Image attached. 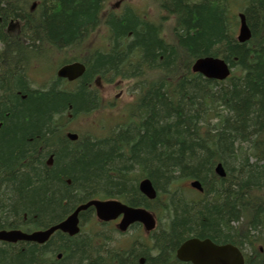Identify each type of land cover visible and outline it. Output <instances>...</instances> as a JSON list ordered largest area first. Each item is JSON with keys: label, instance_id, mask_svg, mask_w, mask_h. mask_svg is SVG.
Returning a JSON list of instances; mask_svg holds the SVG:
<instances>
[{"label": "trees", "instance_id": "1", "mask_svg": "<svg viewBox=\"0 0 264 264\" xmlns=\"http://www.w3.org/2000/svg\"><path fill=\"white\" fill-rule=\"evenodd\" d=\"M166 2L176 18L169 44L127 11L108 21L109 54H96L74 85L53 77L38 91L27 85L26 55L84 48L104 26L105 0H0V228L23 217L45 227L91 199L142 207L158 220L156 257L143 246L122 258L84 237L57 236L48 247L64 254L59 264H183L172 253L190 238L233 245L244 264H264V0ZM239 12L251 32L245 43L236 39ZM204 57L224 60L229 78L193 74ZM107 73L133 81L125 122L70 142L66 123L99 109L94 79ZM144 178L153 201L138 190ZM187 180L201 184L196 197L180 189ZM0 264L46 263L30 245L0 249Z\"/></svg>", "mask_w": 264, "mask_h": 264}, {"label": "flooded vegetation", "instance_id": "2", "mask_svg": "<svg viewBox=\"0 0 264 264\" xmlns=\"http://www.w3.org/2000/svg\"><path fill=\"white\" fill-rule=\"evenodd\" d=\"M183 2L187 3V0H182ZM159 3V8H160V18L162 21H164L169 13V3H164V0H158ZM129 11L136 19H138L141 22L147 23L154 25L157 29L159 28V32L157 35V38L162 40L165 44H169V36L165 33V30H162L163 24L159 23L157 24V20H152L149 16L148 13L144 11L143 7L140 8H134L131 6L130 3L125 2V0H117L116 3L113 5L109 4L106 0L104 3V9L102 13V18H103V24H104V34H102L100 37L95 36V40L99 41V45H94L91 46L88 49L87 54H83L80 58L74 59L72 61L64 59V63L61 64V66L72 64V63H79L83 65L84 70H88L90 61L93 59V57L96 54H102V55H107L111 52L113 49L112 46V36L109 34L111 31L110 26L108 25V21L111 19H120L124 16L125 13ZM158 17L157 13L153 14V18L156 19ZM159 20V21H161ZM92 35L89 36L91 38ZM131 35L127 36V40L131 41ZM88 38V39H89ZM100 38V40H99ZM87 39V40H88ZM124 40H126L124 38ZM125 43V42H123ZM24 45H28L27 43ZM121 47L125 44L120 43ZM73 50V49H72ZM71 50V51H72ZM74 52V51H73ZM87 52V51H86ZM27 58V63L24 68L26 70V78L29 81L27 84L28 87L34 90L42 91L43 88H45V85L47 84H39L33 80V78L30 77V73L35 70L40 72L39 70H58L56 68H51V69H41L39 67V62L43 61L44 59L47 58V55L43 53V57H35L32 56V54L26 55ZM61 61H63L61 59ZM143 70V69H141ZM42 73V72H41ZM58 79V78H57ZM62 80V79H59ZM67 84H72L74 85L77 81L74 82H67L66 80H62ZM117 83L119 85L118 81L116 79H109L108 73L101 75V76H96L94 79V90L96 94V99L98 103L99 109L96 111H109V109H116L118 108L119 104L118 102L122 98V90L118 89L117 85H113L112 83ZM120 82V81H119ZM117 87V88H116ZM112 89L111 91H107L108 89ZM106 90V91H105ZM94 110V112H96ZM93 113V110H92ZM70 116H68L69 118ZM72 121V118H69L68 123ZM105 200V199H102ZM74 208L68 212L62 219L59 221H56L53 224L47 225L45 227H39L31 223H27L25 217L22 218L21 222L18 223L17 225L14 226H5L4 228H0V231H21L26 234H32L35 232L39 231H46L50 229L51 227L57 225L61 221H63L72 211ZM88 211V212H87ZM86 212L88 213L84 219H82V213L79 216V225H80V232L76 235L70 236L66 233H63L59 230L53 232L45 241L44 243H36V242H26V241H18L16 243H8V242H0V249H5V248H13V249H18L22 247H29L30 245H33L38 252H40V258L41 261L46 263V264H59L60 261L63 259L64 254L55 252L53 249H50L48 247V244H50L54 238L57 236H61L62 238H67V239H74L77 237H84L87 239L89 242V245L92 247V244L97 245L98 247L102 248V251L107 253V254H114L122 258H126L129 256L133 248H137L140 246H143V248H148L151 251V257H156L159 254L158 249L153 248L154 247V241L157 233V229L151 232H146L142 225L139 223H134L130 225L126 231L120 232L117 229V224L119 223L121 217H119L115 221H110V222H103L99 221L95 218V212L94 209H88ZM85 213V212H84ZM157 224V222H156ZM112 234H118L124 239L122 242L115 240L112 238ZM129 234V235H128ZM128 235V236H127ZM127 236V237H125ZM183 243V242H182ZM181 243V244H182ZM180 244V245H181ZM47 245V247H46ZM180 245L175 248L174 252L172 253V256L176 259V250L180 247ZM47 248V249H46ZM53 250V251H52ZM177 260V259H176ZM178 261V260H177ZM144 259L140 258L138 260V264H143ZM180 262V261H178ZM183 263V262H180ZM183 264H189V263H183Z\"/></svg>", "mask_w": 264, "mask_h": 264}, {"label": "water", "instance_id": "3", "mask_svg": "<svg viewBox=\"0 0 264 264\" xmlns=\"http://www.w3.org/2000/svg\"><path fill=\"white\" fill-rule=\"evenodd\" d=\"M239 27L237 41L245 43L250 40L251 32L246 23L244 14H238ZM192 73L199 74L205 79L214 81H224L231 73L230 67L222 59L213 57H204L195 60L191 66ZM84 67L80 64L66 65L60 68L57 72L58 78L74 81L84 74ZM67 138L71 141L77 139V135L69 133ZM214 172L219 177H224L225 172L221 164H217ZM190 187L202 191L201 184L194 180L190 182ZM139 192L148 200H154L157 196L154 186L147 178L141 180L138 184ZM93 207L96 212V217L99 220L108 222L122 216L118 229L125 231L126 228L135 223H141L146 231H151L155 227V220L153 216L143 208H130L115 200L98 201L91 200L87 203L80 204L74 211L61 223L52 227L45 232H36L31 235H26L19 231L0 232V241L15 243L17 241L28 242H45L49 235L55 230L75 235L79 232L78 215L82 211ZM176 257L182 262H189L190 264H244L241 252L232 245L218 246L214 245L210 240H198L191 238L186 240L177 250Z\"/></svg>", "mask_w": 264, "mask_h": 264}, {"label": "rangeland", "instance_id": "4", "mask_svg": "<svg viewBox=\"0 0 264 264\" xmlns=\"http://www.w3.org/2000/svg\"><path fill=\"white\" fill-rule=\"evenodd\" d=\"M106 1L109 4L113 3L114 5L117 0H106ZM193 1H197V0H193ZM125 2L130 3L131 6L134 8L143 7L144 11L149 14L152 20H157L158 22L157 24L159 23L163 24L162 30H165V33L167 34V36H169V33H171L170 31H171V28L176 18L173 15H168L167 18L164 21H162L160 18L161 11L159 8L160 6L158 3V0H125ZM34 4H37V2H34ZM232 10L235 11L234 8ZM154 13H157L158 15L156 19L153 18ZM11 30H13V28ZM104 32H105L104 28L97 30V32H95L94 35H92V37L86 43H84V46H85L84 48H80L78 50L74 49L66 55L64 54L62 55L61 53L59 54L56 53L55 54L56 58H52L50 57L52 54H48L47 59H44L43 61L39 62V67L41 69H51L55 67L57 64H60L61 63L60 59H63V57L65 56L71 57L78 51L79 53H83V51H87L84 53V54H87L88 49L91 46H94V45L98 46L100 44L98 40H95V36L100 37L102 34H104ZM170 39H171V36H170ZM82 55L83 54H81L80 56ZM39 71L40 72L33 70L30 73V77L33 78V80L36 81L38 85L50 83L51 82L50 79L52 78V75L54 76L56 72V70L55 71L39 70ZM115 79L118 81L119 85H117V83L115 82L112 84L117 85V87H119V88L116 87L117 90L121 89L122 94H123L121 100L118 102L119 104L118 108L109 109V111L100 110V111L91 113L89 116L77 117L75 119H72V121H70L69 123H66V126H65L66 130L77 133L82 138L91 137V136L102 138L107 135V134L105 135V132L109 133L112 130L117 129L118 125L125 122L126 113L130 109V105L133 103L135 99L136 91L133 89V81H131L130 79H121V78L120 79L115 78ZM111 90L112 89L110 88L107 91H111ZM179 187L180 189H182V191H185V192L189 191L186 194L188 195L190 194L189 195L190 197H196V191L191 190L189 187V180L182 181L179 184ZM156 222L158 225L157 219H156ZM112 238L120 242H122V240L124 239V237L122 238L118 234H112Z\"/></svg>", "mask_w": 264, "mask_h": 264}, {"label": "bare ground", "instance_id": "5", "mask_svg": "<svg viewBox=\"0 0 264 264\" xmlns=\"http://www.w3.org/2000/svg\"><path fill=\"white\" fill-rule=\"evenodd\" d=\"M62 67V66H61ZM216 174V173H215ZM218 176V175H217ZM219 177V176H218ZM225 177V176H224ZM221 178V177H220ZM223 178V177H222ZM198 192H202V191H198ZM214 245H218V246H226V245H230V244H215L213 243ZM233 246V245H232ZM235 247V246H234ZM237 248V247H236ZM176 254H177V250H176ZM243 256V255H242ZM243 261H244V256H243Z\"/></svg>", "mask_w": 264, "mask_h": 264}]
</instances>
